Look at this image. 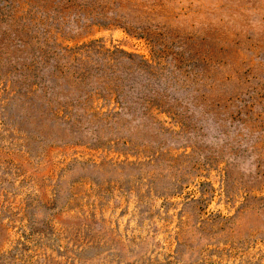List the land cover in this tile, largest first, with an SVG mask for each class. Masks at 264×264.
<instances>
[{
  "label": "rangeland",
  "instance_id": "obj_1",
  "mask_svg": "<svg viewBox=\"0 0 264 264\" xmlns=\"http://www.w3.org/2000/svg\"><path fill=\"white\" fill-rule=\"evenodd\" d=\"M0 264H264V0H0Z\"/></svg>",
  "mask_w": 264,
  "mask_h": 264
}]
</instances>
